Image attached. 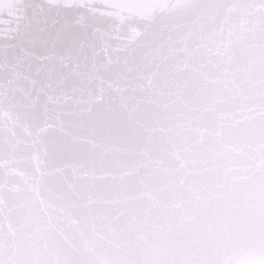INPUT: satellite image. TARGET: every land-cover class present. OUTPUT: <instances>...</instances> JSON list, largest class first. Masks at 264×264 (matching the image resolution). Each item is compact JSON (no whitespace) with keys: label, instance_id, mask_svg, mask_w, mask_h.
I'll list each match as a JSON object with an SVG mask.
<instances>
[{"label":"snow or ice","instance_id":"1","mask_svg":"<svg viewBox=\"0 0 264 264\" xmlns=\"http://www.w3.org/2000/svg\"><path fill=\"white\" fill-rule=\"evenodd\" d=\"M7 7L0 264H264V0Z\"/></svg>","mask_w":264,"mask_h":264},{"label":"water","instance_id":"2","mask_svg":"<svg viewBox=\"0 0 264 264\" xmlns=\"http://www.w3.org/2000/svg\"><path fill=\"white\" fill-rule=\"evenodd\" d=\"M24 2L26 4H29V3L35 4V3H43V0H24ZM0 3H2L4 6L3 16L0 17V19L3 20V24L0 25V30H3L5 33H7L9 27H12L13 29L15 28V22L9 16L7 6L10 3H19V0H0ZM28 14H29V16H31V14H32L31 9H29ZM10 21H11V23H10ZM97 26L100 29V32H98L95 36H93L92 33H89V42H90V44L95 45L96 51L98 53H101V58H104L108 54L112 55L113 61H115L118 57H122L123 53H116L115 51H111L120 43V41L110 39L107 35H102V33H104L106 31V26L104 24H98ZM13 34H15V33H13ZM4 43L5 44L15 43V41H7L6 40V41H4ZM105 45L108 46V49L110 50L109 53L103 52ZM112 67L116 68L117 66L114 63Z\"/></svg>","mask_w":264,"mask_h":264}]
</instances>
